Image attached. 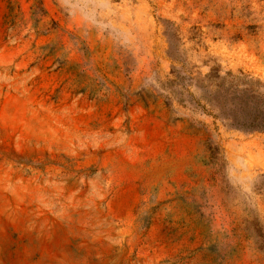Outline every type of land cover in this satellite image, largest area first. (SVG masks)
Returning <instances> with one entry per match:
<instances>
[{
	"label": "rangeland",
	"instance_id": "rangeland-1",
	"mask_svg": "<svg viewBox=\"0 0 264 264\" xmlns=\"http://www.w3.org/2000/svg\"><path fill=\"white\" fill-rule=\"evenodd\" d=\"M244 90L264 0H0V264H264Z\"/></svg>",
	"mask_w": 264,
	"mask_h": 264
},
{
	"label": "trees",
	"instance_id": "trees-1",
	"mask_svg": "<svg viewBox=\"0 0 264 264\" xmlns=\"http://www.w3.org/2000/svg\"><path fill=\"white\" fill-rule=\"evenodd\" d=\"M219 86V85H218ZM230 121L240 127L264 131V96L246 90L230 96Z\"/></svg>",
	"mask_w": 264,
	"mask_h": 264
}]
</instances>
